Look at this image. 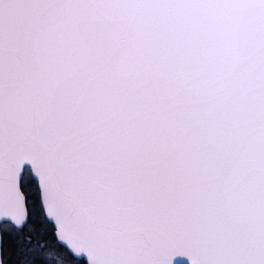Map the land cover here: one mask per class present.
Returning <instances> with one entry per match:
<instances>
[{"label":"snow or ice","instance_id":"1","mask_svg":"<svg viewBox=\"0 0 264 264\" xmlns=\"http://www.w3.org/2000/svg\"><path fill=\"white\" fill-rule=\"evenodd\" d=\"M0 264H264V0H0Z\"/></svg>","mask_w":264,"mask_h":264}]
</instances>
